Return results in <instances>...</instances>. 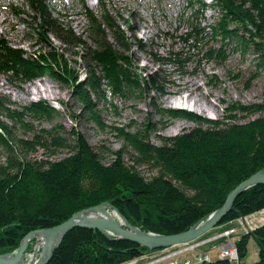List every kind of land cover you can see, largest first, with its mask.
<instances>
[{
    "label": "trees",
    "instance_id": "16d2710c",
    "mask_svg": "<svg viewBox=\"0 0 264 264\" xmlns=\"http://www.w3.org/2000/svg\"><path fill=\"white\" fill-rule=\"evenodd\" d=\"M188 2L197 9L177 36L178 47L157 56V62L182 70L194 60L222 65L233 51L252 53L254 70L246 83L249 86L264 71V0ZM26 6L31 13L16 6L11 9L14 15L29 18L23 21L34 36L33 51L12 46L0 36V75L10 84L47 77L66 86L79 103L82 117L102 129L106 125L98 102L106 101L108 95L141 93L147 85L165 92L161 67L146 77L135 71L133 49L145 51V45L136 37L131 40V26H124L104 4L99 14L86 8L89 41L55 17L47 0H26ZM207 7L216 14L211 22L204 23L200 11ZM67 52L82 59L83 78ZM220 82L216 75L211 76L212 86ZM221 102L223 114L217 119L155 106L162 118L155 124L144 122L133 131L110 126L123 144L104 161L102 151L79 131H66L59 123L41 126L61 114L45 99L17 104L0 94V253L16 250L28 231L53 226L78 210L104 201L117 206L144 231L176 233L205 219L239 182L264 168V90L257 102ZM250 115L254 116L247 118ZM178 118L191 121L193 126L171 136H158V144L150 140L151 132L159 130L158 124L164 128ZM39 149L46 158L30 156ZM62 151L65 155L53 159ZM142 166L156 173L146 176L139 169ZM232 206L234 209L217 225L263 208L264 184L242 191ZM250 237L258 248V258L252 264H264V223L236 239L239 264H245L242 259ZM146 250L129 240L108 239L98 230L74 227L46 264H121ZM202 264L231 263L214 258Z\"/></svg>",
    "mask_w": 264,
    "mask_h": 264
},
{
    "label": "rangeland",
    "instance_id": "374dc122",
    "mask_svg": "<svg viewBox=\"0 0 264 264\" xmlns=\"http://www.w3.org/2000/svg\"><path fill=\"white\" fill-rule=\"evenodd\" d=\"M205 1L208 3L211 0ZM47 2L55 17L69 25L76 34L84 35L87 41H89L91 33L88 30L89 22L85 15L86 8L99 14L101 4H104L121 23H124V26L125 24L131 26L132 31L128 33L130 39L133 40L132 38L136 37L145 45V51L133 49L135 71L146 77V73L152 72L158 67L163 70L164 79L162 78L161 81L164 93H159L147 85V88L141 93L130 91L126 96L112 97L108 95L106 101L100 100L98 108L106 125L103 129L82 117L79 103L70 95L66 86L47 77H39L31 82L16 85L10 84L4 76L0 75V94L17 104H27L33 100L45 99L58 108L61 114L52 122L43 121L41 126L49 127L51 124L59 123L66 131L72 128L79 131L90 145L96 150L102 151L104 161H108L112 157L111 151L118 149L123 144L122 140L115 135L116 132L109 127H122L125 130L133 131L142 127L144 122L155 124L162 119L156 112L155 106L190 110L203 117L217 119L221 118L223 114L224 104L221 99L248 104L260 101L263 97L264 71L259 77L252 80L249 86L246 84L250 73L254 70L252 53L242 54L239 50L233 51L222 65L203 59L199 62L194 60L182 70L174 65L157 62V56L166 55L170 49L178 47L177 36L185 29L187 17L197 9V6L190 4L188 0H47ZM11 6L20 7L31 13L26 6V0H0V36L12 46L31 52L34 49L35 39L23 21L24 18L27 20L29 18L24 15H14ZM200 13H202L200 20L204 23L211 22L216 14L215 10L210 7ZM52 40L58 45L61 44L54 38ZM67 56L76 61L74 65L80 78H83L85 70L82 59L74 56L73 52H67ZM213 75H216L221 81L216 86L210 84V78ZM74 115L78 116L75 118ZM253 116L250 115L247 118ZM192 126L193 123L189 120L173 119L164 128H160L158 124L159 130L151 132L150 140L158 144V136H171ZM16 132L20 134L19 129H16ZM65 152L62 151L53 159L62 157ZM30 156L37 159L46 158L42 149ZM2 160L3 154L0 151V162ZM126 161L130 163L127 157ZM139 169L146 176L156 173L147 166L139 167ZM113 206L117 208V206ZM124 218L132 226H135L127 217L124 216ZM201 220L203 218L191 225ZM263 223L264 207L253 213L238 216L216 225L191 242L156 249L147 248L141 255L121 264H174L173 262L187 264L207 254L211 259H214L218 256L219 246L229 237L236 244V239L243 232ZM135 227L141 229L138 226ZM228 229H233L234 232L229 236L220 235ZM30 250L29 252H31ZM170 253L174 254L170 255ZM165 255L167 256L164 258ZM257 258L258 248L254 238L250 237L246 255L242 260L245 264H252Z\"/></svg>",
    "mask_w": 264,
    "mask_h": 264
},
{
    "label": "water",
    "instance_id": "95a60500",
    "mask_svg": "<svg viewBox=\"0 0 264 264\" xmlns=\"http://www.w3.org/2000/svg\"><path fill=\"white\" fill-rule=\"evenodd\" d=\"M258 184H264V168L259 169L239 182L228 192L223 204L219 208L209 213L205 219L191 225L185 230L170 234L147 232L132 226L125 219L123 222H120L110 218L90 217L83 215L84 211L95 208L100 204L106 203L112 205L111 202L104 201L97 205L78 210L64 221L53 226L37 228L28 231L21 238L13 256L10 255L11 253L0 254V264H23L20 262L22 254L27 247L29 239L36 233H40L41 235L45 236L44 245L46 249L44 254L40 255L35 261L26 264H46L61 242L63 236L74 227L91 228L98 230L108 239H125L138 245L154 249L168 247L175 244L188 243L216 226L219 221L227 214V212L234 209L232 206L234 199L245 189ZM114 209L117 213H119L117 208L114 207Z\"/></svg>",
    "mask_w": 264,
    "mask_h": 264
},
{
    "label": "bare ground",
    "instance_id": "6f19581e",
    "mask_svg": "<svg viewBox=\"0 0 264 264\" xmlns=\"http://www.w3.org/2000/svg\"><path fill=\"white\" fill-rule=\"evenodd\" d=\"M83 215L90 216V217L93 216V217L110 218V219H113L115 221H120V222H123V220L125 219L124 216L120 212L117 213L115 211L113 205H109L106 203L100 204L95 208H91V209L84 211ZM33 243H35V244H33ZM44 243H45V236L41 235L40 233L34 234L33 237H31L29 239L27 247L24 250L22 257L20 259V262L23 264H26L29 262L31 263V262L35 261L40 255L44 254L45 249H46ZM30 244H31V248L33 247L30 250L31 252H29V250H27V248ZM8 253H11L10 255L13 256L15 253V250L12 252H8ZM215 258H217V256ZM210 261H212V260H210ZM173 263L176 264L175 262H173Z\"/></svg>",
    "mask_w": 264,
    "mask_h": 264
},
{
    "label": "built area",
    "instance_id": "2783aa9c",
    "mask_svg": "<svg viewBox=\"0 0 264 264\" xmlns=\"http://www.w3.org/2000/svg\"><path fill=\"white\" fill-rule=\"evenodd\" d=\"M232 232H234L233 229H228V230L224 231L223 233H221L220 235L229 236ZM188 248H190V247H188ZM192 248H193V246H192ZM218 251H219V253H218L217 258L226 259L231 264H238L239 255H238V251H237V246H236L235 242L233 240H231L230 237L221 246H219ZM171 254H174V253H170V255ZM167 255H165L164 257H166ZM210 260H212V259L207 254L204 257H199V258H197L196 261L190 262V263L188 262L187 264H201L202 262H210Z\"/></svg>",
    "mask_w": 264,
    "mask_h": 264
}]
</instances>
